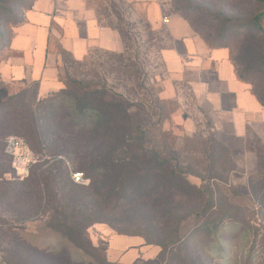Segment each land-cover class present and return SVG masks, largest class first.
Returning a JSON list of instances; mask_svg holds the SVG:
<instances>
[{"label": "trees", "instance_id": "trees-1", "mask_svg": "<svg viewBox=\"0 0 264 264\" xmlns=\"http://www.w3.org/2000/svg\"><path fill=\"white\" fill-rule=\"evenodd\" d=\"M114 1L110 0L111 10L121 22L115 12L121 10ZM173 2L174 13L188 20L206 42L235 35L234 40H238L240 46L236 48L235 55H232V63L238 77L251 87L252 93L264 107V28L260 20L264 16V0H254L260 8L254 10L255 14L246 16L224 0ZM130 6L132 5H128ZM31 7L32 5L27 10ZM144 13L145 26L153 29L145 9ZM192 13L198 17V27L190 18ZM98 20L103 26L120 33L124 44L121 57L128 53L130 49L127 35L121 27L110 21L104 23L99 11ZM215 24H220L219 28ZM204 26L212 30L209 35L202 30ZM208 44L216 48H232L228 44ZM107 96V93L95 91L90 95L86 94L84 98H72V103L68 104L61 119L56 121L53 113L48 115V127L42 131L38 130L36 117L33 115L26 122V117L15 116L10 111L0 122V137L3 134L8 138L19 131V134H23L32 143L36 142L38 146H43V142L50 140L54 144V153H65L70 158L73 156V161H78L84 176L86 174L93 184L96 183L93 199L87 201L79 200V196L75 197L74 203L78 201V208L73 211H68L58 203L56 193L60 189L57 192L52 189V184H60L59 175L62 172L57 170L61 166L58 163L56 169L39 176H30L23 182L2 183L0 176V189H3L0 192V207L5 202H12L10 206L23 204L40 210L45 200V207L49 211L51 209L52 213L48 227L59 232L86 259H75L70 249L62 245L58 247L60 250L53 252L59 264H121L108 260L107 243L104 249L93 244L89 229L99 223L107 225L118 236L139 238L143 240V245L162 250V260L144 264H207L202 252L210 258L216 253L222 257L224 250L219 235L223 229L231 223H236L237 227L245 225L249 228V211L227 201L217 191L216 183L226 185L225 174L228 175L237 168L230 149L211 132L208 140H203L204 148L201 150L202 157L210 163L208 167L194 158L189 162L183 161L174 147L166 146L163 151L150 150L146 147L147 131L132 111L133 105L116 93L110 98ZM53 100L54 98L48 97L38 103H46L51 107ZM2 111L3 107H0V112ZM28 126L32 127V132L26 130ZM261 176V180L252 182L248 188V200L264 204V174L261 173ZM191 177L198 179L200 184L192 183ZM259 184H263V187L258 190L255 186ZM43 186H46V197L43 196ZM105 210L120 217L122 212L124 219L120 225H113L107 219L101 221V218H95V212L99 214ZM22 213L16 211L13 216L18 217ZM29 213L31 216L33 212ZM189 220H195L197 224L192 231L184 233L183 226ZM247 232L243 233L246 235ZM256 237L258 235L254 236ZM262 237L264 245V232ZM191 244L192 248L189 247ZM98 251L103 255L99 256ZM88 258L91 260H87Z\"/></svg>", "mask_w": 264, "mask_h": 264}, {"label": "rangeland", "instance_id": "rangeland-1", "mask_svg": "<svg viewBox=\"0 0 264 264\" xmlns=\"http://www.w3.org/2000/svg\"><path fill=\"white\" fill-rule=\"evenodd\" d=\"M171 1L164 9L166 15L174 13V2ZM224 1L234 5L236 9H240L243 16L255 14L254 10L260 8V5L257 6L254 0ZM33 2L34 0H0V66L13 55L9 50V42L15 28L24 22L25 11ZM110 3V0H96L91 5L102 14L104 23L110 21L115 26L121 27L127 35L130 51L121 57L124 51L121 54H115L95 49L84 62H75L70 55L64 53V65L60 73L64 91L58 94L54 93L49 97L54 98L51 107L46 103H41V105L38 103L44 98L37 97V88L32 84L18 86L0 82V107H3V111L0 112V122L10 111L15 116L26 117L28 119L25 120L26 122L30 121V117L33 115L34 118L36 117L38 130L42 131L48 127L46 124L48 115L53 113L52 116L56 121L61 119L64 112L67 111L68 104L72 103V98H84L86 94L90 95L95 91L107 93V98L116 93L133 105L132 111L148 134L147 148L163 151L166 146L174 147L182 156L183 161L189 162L194 158L208 167L210 163L202 157L201 150L204 148L203 140L207 141L212 132L209 119L198 109L196 100L192 98L187 87L176 88V92L182 93L180 98L174 97L173 91H171L170 98H166L164 94L165 91L171 89L161 55L163 49L172 45L168 30L166 28L147 29L144 9L137 6L123 8L121 12L116 10L115 12L121 19L120 22L111 10ZM118 9L120 10L119 7ZM194 14L192 13L190 18L196 22L198 27L200 22ZM260 20L261 26L264 28L263 15ZM214 26L219 28L220 24ZM202 28L207 35L212 31L207 26ZM234 37L235 35H229L215 40L210 39L208 42L212 46L230 45L231 53L234 56L236 48L240 46L239 41L234 40ZM174 86L176 85L174 84ZM101 96L103 97V94ZM188 117L192 118L196 124L195 134L191 133V126L188 125L189 120H185ZM0 129L2 130L1 127ZM26 130L32 132V127L28 126ZM13 134V137L23 140L28 145L35 156V163L30 168L29 176L23 180L19 179L11 158L5 153L7 137L2 134L0 137L2 183L26 181L30 176H39L56 169V164L61 163V166L57 168L62 172L59 175L60 184L59 186L52 184L54 192L60 189V192L56 193L59 199L58 203H61V206L68 211H73L78 208V201L74 203L75 197L79 196V200L87 201L93 199L96 183L93 184L86 174L84 184H76L72 180L73 172L82 173L78 161H73V156L70 158L65 153H54L52 151L54 144L50 140L43 142V146H38L36 142L32 143L23 134H19V131ZM249 149L253 153V155L250 154L249 159L246 160L241 156L235 157L237 168L234 172L225 174L227 184L216 183L218 193H221L227 201H232L242 209L249 211L247 217L249 228L245 225L237 227L236 223L227 225L219 235L224 255L221 257L217 253H211L212 259L202 252L207 264H264V245L262 244L264 204L248 200V188L252 182L262 179L261 173L264 174V146L252 142ZM190 180L194 184H200L198 179L191 177ZM255 187L259 190L263 184ZM8 189L9 187L6 188V190ZM2 191L3 189H0V192ZM45 191L46 186H43V196L46 197ZM71 198L74 199L71 200ZM10 204L5 202L0 207V264L3 262L7 264H59L54 258L53 252L60 250L58 247L62 245H66L70 249L75 259L86 260L59 232L48 227L52 213L51 209L49 211L45 207V200L40 210L34 206H24L23 204L10 206ZM56 207L60 208L59 205ZM16 211L23 213L14 217L13 214ZM29 212H33L31 216ZM24 217L26 219H23ZM95 218H101V221L110 220L113 225H120L121 220L124 219L122 212L120 217L107 210L99 214L95 212ZM196 224L195 220L187 221L183 226V232L192 231ZM122 225L125 227L123 223ZM244 231H248L247 236L243 233ZM89 235L93 244L99 245L101 249H104L105 243H107L108 257L112 260L119 259L121 263L144 264L148 261L163 259V252L158 247L145 245L132 247V243L125 246V243L121 242L123 239L118 238L114 231L103 223L91 226ZM255 235L258 237L254 238ZM254 240H256L255 243ZM192 244L189 247L192 248ZM199 251H201L200 248ZM97 254L103 255L101 251H98Z\"/></svg>", "mask_w": 264, "mask_h": 264}, {"label": "crops", "instance_id": "crops-1", "mask_svg": "<svg viewBox=\"0 0 264 264\" xmlns=\"http://www.w3.org/2000/svg\"><path fill=\"white\" fill-rule=\"evenodd\" d=\"M95 1L34 0L25 12L24 22L14 30L9 43L13 55L0 66V82L32 84L38 98H48L64 89L60 79L64 53L75 62H84L95 49L121 54V35L99 22L98 10L91 5ZM115 1L121 11L128 5L145 9L154 30H168L172 45L161 53L171 83V89L164 92L166 98H170L171 91L180 98L182 93L176 88L187 87L198 109L209 119L210 130L234 158L249 159L253 155L249 149L252 142L264 146V107L251 87L238 77L231 50L211 47L182 15H166L164 9L171 0ZM164 17H168L167 24L162 22ZM185 120H189L191 133L195 134L193 119ZM117 237L125 246L144 244L139 238ZM108 260L121 263L119 259Z\"/></svg>", "mask_w": 264, "mask_h": 264}, {"label": "built area", "instance_id": "built-area-1", "mask_svg": "<svg viewBox=\"0 0 264 264\" xmlns=\"http://www.w3.org/2000/svg\"><path fill=\"white\" fill-rule=\"evenodd\" d=\"M164 24L168 23V17L162 19ZM5 153L11 158L16 175L23 180L29 176L30 168L35 163L34 154L28 145L17 137H9L6 139ZM72 180L76 184H84L85 176L80 172L72 173ZM3 264H7L3 262Z\"/></svg>", "mask_w": 264, "mask_h": 264}]
</instances>
